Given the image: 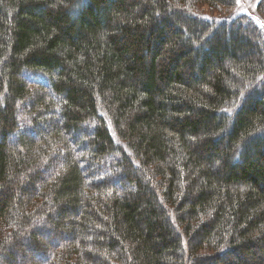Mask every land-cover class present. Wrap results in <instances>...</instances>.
<instances>
[{
    "label": "trees",
    "instance_id": "16d2710c",
    "mask_svg": "<svg viewBox=\"0 0 264 264\" xmlns=\"http://www.w3.org/2000/svg\"><path fill=\"white\" fill-rule=\"evenodd\" d=\"M37 222L29 264H264V0H0L2 264Z\"/></svg>",
    "mask_w": 264,
    "mask_h": 264
},
{
    "label": "rangeland",
    "instance_id": "374dc122",
    "mask_svg": "<svg viewBox=\"0 0 264 264\" xmlns=\"http://www.w3.org/2000/svg\"><path fill=\"white\" fill-rule=\"evenodd\" d=\"M232 8V7H231ZM199 9H201L204 13H214L217 16L224 17L226 12H230L229 5L227 7L223 6H217L215 9H210L208 5H202ZM20 77L25 80V82L29 85L32 84H45L47 82L46 79L43 78V76L35 73H29V72H23ZM19 132L21 134H24L26 136L32 137L35 135V133L32 131L31 126L28 128L20 127ZM14 136L8 137L7 141L11 144L15 142ZM79 139V137H78ZM87 143V142H86ZM45 175H49L50 173L47 171H41ZM33 228H36L35 230L38 232H41L43 236V242L39 244V248H34L31 241L28 239L29 242L25 243L20 247V250L17 251L15 249H10L8 252L13 256L15 260H17L19 264H29L31 262H42L45 263L50 255L45 254L44 249H46L48 246L57 247L59 243H62L61 241H70L71 235L69 233L64 232H56L51 226H46V223L43 222H37L34 224ZM56 244V245H55ZM0 264H2L0 262Z\"/></svg>",
    "mask_w": 264,
    "mask_h": 264
}]
</instances>
